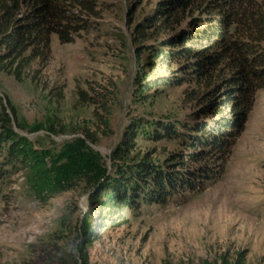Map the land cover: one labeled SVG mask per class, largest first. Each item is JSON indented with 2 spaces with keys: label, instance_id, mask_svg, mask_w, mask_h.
<instances>
[{
  "label": "rangeland",
  "instance_id": "obj_1",
  "mask_svg": "<svg viewBox=\"0 0 264 264\" xmlns=\"http://www.w3.org/2000/svg\"><path fill=\"white\" fill-rule=\"evenodd\" d=\"M160 1L98 0L100 15L73 42L61 43L52 34L46 63L33 61L20 79L9 68L0 69V109L2 101L30 123L55 118L70 127L90 128L98 134L95 148L108 164L132 120H191L196 106L186 99L187 84L138 92L147 53L139 57L134 30ZM163 32L150 40L157 41ZM91 88L113 96L108 130L94 114L95 106L79 99V89L93 93ZM22 133L36 146L42 143L39 149L52 146L45 130ZM152 134L147 126L137 151L164 160L180 149L176 142L152 140ZM70 137L52 136L58 144ZM3 174L0 264H81L82 250L89 264H221L224 255L235 260L240 253L245 254L244 264H264V89L257 91L245 128L216 181L187 198L125 209L127 222L119 227L112 226L83 185L39 194L24 171ZM86 220L91 224L89 241L83 234Z\"/></svg>",
  "mask_w": 264,
  "mask_h": 264
},
{
  "label": "trees",
  "instance_id": "obj_2",
  "mask_svg": "<svg viewBox=\"0 0 264 264\" xmlns=\"http://www.w3.org/2000/svg\"><path fill=\"white\" fill-rule=\"evenodd\" d=\"M98 7V0H0V69L9 68L20 79L33 61L46 63L52 34L61 43L73 42L100 15ZM157 31L164 32L151 41ZM134 35L139 57L147 53L138 92L187 84L186 99L196 106L191 120H132L108 164L96 150L100 138L90 128L70 127L55 118L30 123L1 101L0 175L24 171L39 194L83 185L112 226L119 227L127 222L123 210L187 198L224 173L256 93L264 89V0H161ZM164 66L165 72H156ZM91 89L93 93L79 89V99L95 106L94 114L108 130L113 96ZM100 109L108 115L101 116ZM147 126L152 140L176 142L180 149L164 160L137 151ZM41 130L52 146L39 149L42 143L36 146L22 133ZM65 133L72 137L60 144L52 138ZM90 225L84 222L86 241ZM245 259L244 253L235 260L224 255L221 264H244ZM81 264H89L83 250Z\"/></svg>",
  "mask_w": 264,
  "mask_h": 264
}]
</instances>
